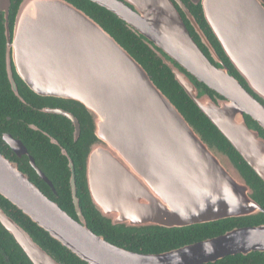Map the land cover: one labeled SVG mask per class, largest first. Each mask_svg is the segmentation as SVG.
Instances as JSON below:
<instances>
[{"label": "water", "instance_id": "95a60500", "mask_svg": "<svg viewBox=\"0 0 264 264\" xmlns=\"http://www.w3.org/2000/svg\"><path fill=\"white\" fill-rule=\"evenodd\" d=\"M107 9L162 60L175 81L264 182V0H190L249 90L231 73L182 0H89ZM10 0H0L6 50L16 74L36 95L70 101L88 117L84 180L90 203L113 226L180 228L227 218L255 217L264 208L232 159L208 142L154 83L145 68L98 22L68 0H20L13 38ZM189 20L213 64L191 37ZM6 69L12 90L10 55ZM199 83L209 88L210 95ZM73 139L77 118L63 109ZM18 155L23 143L4 134ZM56 143L55 140L50 139ZM69 184L71 217L0 153V195L86 264H207L228 255L264 252V224L224 233L160 253H138L107 241L88 226ZM30 163L41 178L51 182ZM0 224L32 264H61L0 207Z\"/></svg>", "mask_w": 264, "mask_h": 264}, {"label": "trees", "instance_id": "16d2710c", "mask_svg": "<svg viewBox=\"0 0 264 264\" xmlns=\"http://www.w3.org/2000/svg\"><path fill=\"white\" fill-rule=\"evenodd\" d=\"M9 22L12 23L16 14L20 0H10ZM78 8L86 12L96 22H98L111 36L115 38L148 72L154 83L167 95L176 105L179 111L189 120L193 126L201 133L203 138L210 143L217 145L230 156L234 164L240 169L247 181L254 189V199L264 208V182L247 164L241 155L233 148L230 142L220 133L216 126L201 112L196 104L188 97L183 88L175 81L170 69L163 64L162 60L153 50L123 22L112 15L107 9L89 0H68ZM194 15L204 32L215 48L217 54L227 65L231 73L240 83L249 90L243 78L237 73L235 68L225 56L220 44L213 35L206 23L201 5H194L190 0H182ZM188 25V23L186 22ZM189 26V25H188ZM3 18L0 13V44L3 43ZM191 30V28H190ZM193 38L199 46L207 53L198 37L192 33ZM210 95L213 92L205 85L199 83ZM19 94L24 98L25 103H33L36 106L48 104L59 106L71 111L79 120L81 133L76 142H73L72 127L69 120L63 116L55 114L40 113L37 110H29L24 102H19L11 93L8 98L12 102V108L16 106V115L23 117L25 122L42 127L49 135L57 139L68 153L75 172L76 196L79 206L87 222V226L96 234L102 235L107 241L119 247L138 253H160L173 248L183 246L188 243L197 242L206 238L214 237L224 233L233 227L252 226L264 224V213L255 217L227 218L203 224H194L180 228H148L129 229L113 226L108 221L99 216L90 203L86 184L84 180V154L85 144L91 139L92 133L88 123V117L83 109L77 104L54 97H42L33 93L25 83L18 78ZM1 104V99H0ZM2 105V104H1ZM247 123H252L264 137V130L254 122L248 115H245ZM14 133L26 145L29 153L33 155L37 164L41 166L52 181L55 193L41 179L33 175L25 158L18 159L11 153L9 147L0 138V152L4 153L10 160L16 161L19 169L28 175L29 179L49 198L66 211L71 217L77 218L74 204L71 197L69 184L70 171L67 167V160L59 151L58 146L51 144L46 136L30 130L25 124H20V128ZM0 207L19 223L33 239L53 256L61 264H86L77 256L72 254L54 240L47 232L38 227L25 214L18 210L7 199L0 195ZM0 245L14 264H32L21 248L15 243L10 234L0 224ZM0 262H4L0 256ZM207 264H264V252H252L244 256L242 254L228 255L214 263Z\"/></svg>", "mask_w": 264, "mask_h": 264}, {"label": "flooded vegetation", "instance_id": "af4514ba", "mask_svg": "<svg viewBox=\"0 0 264 264\" xmlns=\"http://www.w3.org/2000/svg\"><path fill=\"white\" fill-rule=\"evenodd\" d=\"M183 2V1H182ZM193 4V3H192ZM176 7L178 8L183 20H184V23L187 27V29L189 30V33L191 35V37L193 38V35L192 33H194L200 43H201V40L199 38V36L196 34V32L194 31L193 27L191 26L189 20L186 18V16L184 15V13L182 12V10L178 7L177 4H175ZM195 5V4H194ZM186 6V5H185ZM187 7V6H186ZM188 8V7H187ZM189 9V8H188ZM190 11V10H189ZM9 12H10V8H9ZM192 14V13H191ZM193 15V14H192ZM194 16V15H193ZM14 19H15V16H14ZM14 19H13V22L10 23L9 22V31H10V37H11V40L13 38V25H14ZM8 21H9V14H8ZM186 22L188 23V25L186 24ZM199 24V23H198ZM200 26V24H199ZM191 28V30H190ZM201 28V26H200ZM202 29V28H201ZM203 33L206 35V33L204 32V30L202 29ZM3 35H4V40H3V43L0 44V99H1V104H0V138L1 140L4 142V144L7 145V143L5 142V140L3 139V135L4 134H9L11 137H13L14 139H18L20 140L23 145L26 147V145L24 144V142L21 140V138H19L18 134L14 133L16 130H18L20 128V124H25V127L30 129V130H33L35 132H38L40 134H42L43 136H46L49 140V142L51 144H54L56 146H58L59 148V151L60 153L62 154V156H64L67 160V167H68V158L67 156H65L63 153H62V150L61 149H64L62 146H60L59 142L57 141V139L53 138L51 135H49L46 131H43L44 129L38 125H36L34 122L32 123H27L25 122L24 118L23 117H19V114L16 115L15 111H16V106H14V108H12V102L9 101V94L11 93L19 102H24V104H27L26 106L29 108V110L33 111V110H37L38 112L40 113H45V114H53V113H49V112H45L43 111L44 109L46 108H53V109H63L65 111H68L70 113H72L71 111L67 110V109H64V108H61L59 106H54V105H48V104H41L39 106H36L34 105L33 103H25L24 101V98L19 94V90H18V78L19 76L16 74V71H15V67H14V62H13V58H12V50L10 52V54H8L7 50H6V36H5V28L3 29ZM208 41L211 43L209 37H208V33L206 35ZM194 39V38H193ZM195 40V39H194ZM195 42L197 43V41L195 40ZM198 44V43H197ZM202 44V43H201ZM212 44V43H211ZM203 45V44H202ZM199 46V44H198ZM204 46V45H203ZM213 46V45H212ZM200 47V46H199ZM201 48V47H200ZM205 50H207V53L203 51V53L208 57V59L213 63L215 64L214 60L211 58V56L209 55V51L208 49L204 46ZM202 49V48H201ZM10 55V62H11V70H12V78L14 79L15 81V84L17 86V91L18 93L16 94L15 92H13L12 90V86H11V82L9 81V77H8V73H7V69H6V64H7V58L8 56ZM220 57V56H219ZM73 114V113H72ZM55 115H58V114H55ZM74 115V114H73ZM61 116V115H60ZM75 116V115H74ZM64 117V116H63ZM76 117V116H75ZM66 118V117H65ZM77 118V117H76ZM78 120V118H77ZM70 124H71V127H72V132H73V125L71 123V121L69 120ZM79 122V120H78ZM80 124V123H79ZM71 132V133H72ZM80 133H81V127H80ZM80 136V134H79ZM72 138H73V135H72ZM79 138V137H78ZM78 138L76 140L73 139V142H76L78 140ZM50 139H53L56 141V143H53L50 141ZM8 146V145H7ZM9 147V146H8ZM11 153L9 152L10 155H14L16 158L18 159H22V158H25V160L28 162L31 170L33 171V175L39 179H41L43 182H45L41 176L39 175V173L37 172V170L35 169V167L32 166V164L30 163V156L33 158L34 160V163H35V166L37 167V169H39V171L41 173H43L46 177L47 175L45 174L43 168L41 166H39V164H37L35 158L33 157V155H31L27 149V154H22L21 156H18L10 147H9ZM65 150V149H64ZM66 151V150H65ZM2 153V152H0ZM67 153V151H66ZM4 154V153H2ZM5 155V154H4ZM68 155V153H67ZM69 156V155H68ZM6 157V156H5ZM9 159V158H8ZM10 160V159H9ZM13 161V160H11ZM13 162H16V161H13ZM17 163V162H16ZM18 164V163H17ZM19 165V164H18ZM19 167V166H18ZM69 169V168H68ZM70 171V170H69ZM75 173V172H74ZM47 179L51 182L52 186H49L46 182V184L49 186V188L55 193V188H54V185L52 183V181L47 177ZM51 199V198H50ZM0 256L3 257V260L4 262H0V264H14L10 259L9 257L7 256V254L5 253L3 247H1L0 245ZM53 257V256H52ZM54 258V257H53Z\"/></svg>", "mask_w": 264, "mask_h": 264}]
</instances>
